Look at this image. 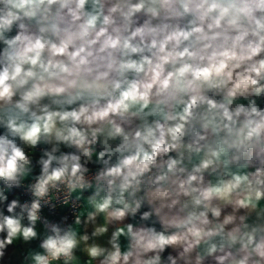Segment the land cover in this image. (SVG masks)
I'll use <instances>...</instances> for the list:
<instances>
[{
    "label": "clouds",
    "instance_id": "obj_1",
    "mask_svg": "<svg viewBox=\"0 0 264 264\" xmlns=\"http://www.w3.org/2000/svg\"><path fill=\"white\" fill-rule=\"evenodd\" d=\"M0 264H264V0H0Z\"/></svg>",
    "mask_w": 264,
    "mask_h": 264
}]
</instances>
